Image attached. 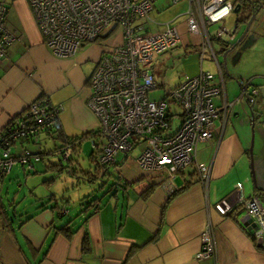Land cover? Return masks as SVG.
<instances>
[{"label": "crops", "instance_id": "crops-1", "mask_svg": "<svg viewBox=\"0 0 264 264\" xmlns=\"http://www.w3.org/2000/svg\"><path fill=\"white\" fill-rule=\"evenodd\" d=\"M6 3V25L19 40L8 45L0 58V131L42 93L60 106L56 132L62 137L95 131L97 119L86 104L87 79L99 58V44H86L71 58L56 57L44 45L28 1ZM235 20L233 12L227 23ZM219 50L222 52L221 47ZM219 65L222 77L216 65L215 75L224 89L213 98L216 106L224 99L233 101L241 91L237 84V91L230 96L227 76ZM259 74L262 76L251 73L248 81L257 82L256 86L264 84V73ZM238 101L224 124L220 118L214 120L211 137L197 145L195 163L171 179L166 170H142L132 150L118 154L107 166L111 176L96 180L101 182L99 189L106 186L103 195L82 197L75 211L55 196L34 206L32 214L24 218L17 212L10 216L1 204L0 264H264V247L248 230L254 222L249 217L247 221L243 207L233 204L227 213L221 208L223 199L234 201L232 194L238 183L244 199L257 197L264 206V124L256 121L253 127L254 175L248 153L250 118L242 99ZM41 138L42 143H28V148L51 155L53 150L44 148L47 141H52L54 148L61 144V137ZM22 144L18 141L12 151L18 153ZM197 164L205 167V178ZM32 171L36 172L34 165ZM108 180L113 181L109 186ZM3 212L11 221L4 220ZM208 223L214 230L216 257L199 259L195 255ZM64 229L72 232L70 237Z\"/></svg>", "mask_w": 264, "mask_h": 264}, {"label": "built area", "instance_id": "built-area-1", "mask_svg": "<svg viewBox=\"0 0 264 264\" xmlns=\"http://www.w3.org/2000/svg\"><path fill=\"white\" fill-rule=\"evenodd\" d=\"M27 1L44 45L54 56L71 58L84 45L100 41L99 58L87 79L86 102L97 119L91 146L100 165L113 164L117 153H129L142 144L135 159L137 165L144 171L166 170L171 179L176 172L195 163L197 145L211 137L214 120L220 118L224 124L239 100L224 99L221 105H214L213 98L222 93L224 85L202 65L209 54V61L217 66L222 77L212 44H230L235 39L236 24L226 20L233 14L236 0H183L187 2L186 12L163 23L164 29L157 32H153V24H162L151 16L156 0ZM7 9L6 0H0V58L8 45L19 40L6 25ZM218 22L221 25L211 33L210 26ZM223 37L226 41H222ZM181 43L196 48L199 70L194 75H184L166 100H149L148 91L157 88L155 72L161 54ZM172 105L179 111H173ZM59 111L60 106L53 105L42 93L0 131V185L15 164L30 171L34 163L42 160L40 150L33 151L27 144H37L43 135L52 138ZM176 116L180 118L177 125ZM18 141L24 144L15 154L12 148ZM57 151L66 161L72 155L73 145L60 144ZM196 167L205 178V167ZM166 188L171 192L168 183ZM232 195L234 201H221L222 212L227 213L233 204L243 207L255 224V242L264 247V206L257 197L244 199L241 183ZM200 241L196 258H215L214 230L209 223L201 232Z\"/></svg>", "mask_w": 264, "mask_h": 264}, {"label": "rangeland", "instance_id": "rangeland-1", "mask_svg": "<svg viewBox=\"0 0 264 264\" xmlns=\"http://www.w3.org/2000/svg\"><path fill=\"white\" fill-rule=\"evenodd\" d=\"M186 8L187 2L183 0L177 3H172L171 0H156L153 3L151 16L155 17L157 23L162 25L159 26L153 24V32L163 30V23L186 12ZM229 19L230 16L227 18L226 22ZM220 25L221 22L212 24L209 28L210 32L213 33ZM243 28L244 25L240 26L236 32L235 39L231 43L238 38ZM250 36H252L250 44L244 48L239 44L234 49L227 52L225 66L222 61V52L219 50L220 47H222L221 42H213L216 58L218 62L221 63L222 70L227 76L226 87L230 96L237 91V80L228 77L229 74L230 76L242 78L245 82L251 78V73H257L258 76H262V74L259 73H264V5H262L256 13L244 42H246ZM254 38H257V42H255L256 39ZM222 41H226V38L223 37ZM90 44L92 45V43ZM93 44L98 45L100 44V41L94 42ZM195 49L196 48L193 47H185V44L181 43L173 50L161 54V63L155 72L157 88L148 91L147 97L149 100H166V95L183 79L184 75H193L197 73L199 69L198 55ZM209 57V54L205 55V59L203 60V70L216 74L217 70L215 64L209 61ZM235 57H237V59H235ZM256 83L257 82L252 81L251 86H256ZM216 102L217 99H213V103ZM238 103L239 101L235 103V105ZM171 108L173 111H179V108L175 105H172ZM179 119V117H175L174 122L176 125L179 124ZM249 128L251 138L250 123ZM42 140L43 138L40 139L41 143ZM254 141L255 136L253 128V144ZM47 142L48 143L44 145V148H51L53 152L51 155H43L42 162L40 161L41 163L34 164L36 172H33L32 170H24L18 163L13 166L11 173L1 180L0 204L8 209L10 216H12L14 212H17L20 215L19 217L23 218L27 215H31L34 206L49 202V199L52 196H55L57 201L65 204L67 209L72 212L79 209L78 200L83 201L82 197L86 195L88 197H101L106 190V186L103 187V190L99 189L101 186L100 181H88L86 173H84L88 170H94V162L90 159L91 152L94 151L91 146V139L85 140L81 144L79 153L73 155L74 161L71 164V167L77 170L75 173L70 171V167L68 166L67 168H61L58 166L60 163H62V165L66 164V161L63 162L61 160L58 151L53 147V142ZM29 148L31 150L33 149L30 146ZM142 148V144L138 145V147L133 149L132 154L138 155ZM118 154H120V152L117 153V155ZM252 157L255 175L256 162H254L253 149ZM112 183V180H108V186Z\"/></svg>", "mask_w": 264, "mask_h": 264}, {"label": "water", "instance_id": "water-1", "mask_svg": "<svg viewBox=\"0 0 264 264\" xmlns=\"http://www.w3.org/2000/svg\"><path fill=\"white\" fill-rule=\"evenodd\" d=\"M259 3V2H257ZM248 4L251 5L253 11L249 17V19L247 20L242 32L240 33V35L238 36V38L233 42V43H227L224 42L222 44V47L225 49V51L222 52V61L223 64L225 66V59H226V54L228 51L234 49L236 46L239 45V43L241 44L242 40L244 39V37L248 34V31L250 29L251 23L256 15V13L258 12V10L262 7V3L258 4V7L255 9L254 8V3L252 0H248ZM242 5L240 3H236L234 5L233 8V12L235 14H238V11L241 9ZM252 41V36H250V38L248 40H246V42H244L243 44H241V47L244 48L245 46H247L248 44H250ZM235 59H237V57H235ZM227 72V71H226ZM227 74V73H226ZM228 75V74H227ZM228 77L234 78L237 80V84L240 86L241 91L239 93L238 96L239 100L242 99L244 105L246 106L249 118H250V125H251V142H250V146L248 148V153H249V158H250V167H251V172H253V157H252V146H253V127L255 122H259L264 124V84L260 85V86H251V83H243L242 80L240 78H237L235 76H230V74L228 75ZM251 86V89H250ZM254 182V178L252 179ZM249 216H246L245 218L248 219L247 221H249ZM255 228V224L251 223L248 226V230L250 232H253Z\"/></svg>", "mask_w": 264, "mask_h": 264}, {"label": "trees", "instance_id": "trees-1", "mask_svg": "<svg viewBox=\"0 0 264 264\" xmlns=\"http://www.w3.org/2000/svg\"><path fill=\"white\" fill-rule=\"evenodd\" d=\"M241 2H243V0H241ZM262 4H264V3H262ZM249 15L250 14L246 15L245 13L236 14V20H235L236 32L238 31V29L240 28V26H242V25L245 26L247 20L249 19ZM221 50H222V52L225 51V49L223 47H221ZM56 128H57V126H56ZM56 131L57 130L55 129V131H54L55 134L52 137H54V138L61 137V144H63V143H70V144L73 145L72 155L68 158V160H66V164L62 165V163H60V164H58V166H60L61 168H65V167L67 168V166H68V167H70V171H72V172L75 173L77 170L75 168H72L71 167V164L74 161L73 155L79 153L80 148H81V144L85 140L92 139L94 137L95 132L92 130V131L84 132V133H82L80 135H77V136L62 137V135L58 134ZM58 147L59 146H55L54 149L57 150ZM45 154H47L45 150L40 151L41 158ZM90 159L94 162V170L93 171L88 170V171L84 172V173H86V176H87L88 181L94 182V181H96L99 178H103V177L111 176L112 175V173H110V172L107 171V166H109V165H100L97 162L96 155L94 154V151L91 152ZM62 161L65 162L64 160H62ZM67 163L70 164V165H68ZM150 191H151V188L147 191L146 196L149 194ZM1 213L2 212L0 210V215H1ZM3 213H4V220L11 221V218H9L7 212H3ZM27 219H30V217H27ZM64 233H65V236L66 237H70V234L72 232H70L69 230H65L64 229ZM87 243L88 242L86 240V242H85V245L86 246H87Z\"/></svg>", "mask_w": 264, "mask_h": 264}, {"label": "flooded vegetation", "instance_id": "flooded-vegetation-1", "mask_svg": "<svg viewBox=\"0 0 264 264\" xmlns=\"http://www.w3.org/2000/svg\"><path fill=\"white\" fill-rule=\"evenodd\" d=\"M254 3V8L256 9L258 7L259 3H264V0H252ZM259 2V3H257ZM235 3H240L242 5L241 9L238 11V14L240 13H245L246 15L252 13L253 9L251 7V5L248 4V0H243V2H241V0H236ZM249 15V17H250ZM246 38V36L244 37V39ZM244 39L242 40L241 44H243ZM240 44V43H239Z\"/></svg>", "mask_w": 264, "mask_h": 264}, {"label": "bare ground", "instance_id": "bare-ground-1", "mask_svg": "<svg viewBox=\"0 0 264 264\" xmlns=\"http://www.w3.org/2000/svg\"><path fill=\"white\" fill-rule=\"evenodd\" d=\"M250 218V217H249Z\"/></svg>", "mask_w": 264, "mask_h": 264}]
</instances>
